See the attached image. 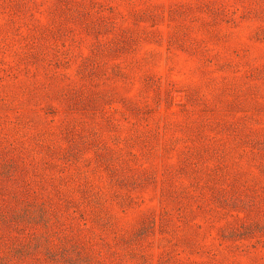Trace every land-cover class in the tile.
I'll return each mask as SVG.
<instances>
[{
  "label": "rangeland",
  "instance_id": "obj_1",
  "mask_svg": "<svg viewBox=\"0 0 264 264\" xmlns=\"http://www.w3.org/2000/svg\"><path fill=\"white\" fill-rule=\"evenodd\" d=\"M0 264H264V0H0Z\"/></svg>",
  "mask_w": 264,
  "mask_h": 264
}]
</instances>
